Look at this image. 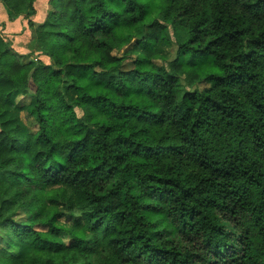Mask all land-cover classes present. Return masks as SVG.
<instances>
[{
    "label": "clouds",
    "instance_id": "9594fccd",
    "mask_svg": "<svg viewBox=\"0 0 264 264\" xmlns=\"http://www.w3.org/2000/svg\"><path fill=\"white\" fill-rule=\"evenodd\" d=\"M0 11V264H264V0Z\"/></svg>",
    "mask_w": 264,
    "mask_h": 264
},
{
    "label": "crops",
    "instance_id": "0c3cea01",
    "mask_svg": "<svg viewBox=\"0 0 264 264\" xmlns=\"http://www.w3.org/2000/svg\"><path fill=\"white\" fill-rule=\"evenodd\" d=\"M0 23L4 24V23H8L9 28H16L17 30H19L20 27V22L19 20L15 21V22H8L7 17L4 15V13L2 11H0Z\"/></svg>",
    "mask_w": 264,
    "mask_h": 264
},
{
    "label": "rangeland",
    "instance_id": "374dc122",
    "mask_svg": "<svg viewBox=\"0 0 264 264\" xmlns=\"http://www.w3.org/2000/svg\"><path fill=\"white\" fill-rule=\"evenodd\" d=\"M3 24V23H2ZM1 23H0V25H2Z\"/></svg>",
    "mask_w": 264,
    "mask_h": 264
},
{
    "label": "trees",
    "instance_id": "16d2710c",
    "mask_svg": "<svg viewBox=\"0 0 264 264\" xmlns=\"http://www.w3.org/2000/svg\"><path fill=\"white\" fill-rule=\"evenodd\" d=\"M159 179V178H158Z\"/></svg>",
    "mask_w": 264,
    "mask_h": 264
}]
</instances>
